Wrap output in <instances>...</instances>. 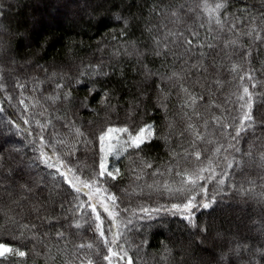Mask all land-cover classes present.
Listing matches in <instances>:
<instances>
[{"label": "trees", "instance_id": "16d2710c", "mask_svg": "<svg viewBox=\"0 0 264 264\" xmlns=\"http://www.w3.org/2000/svg\"><path fill=\"white\" fill-rule=\"evenodd\" d=\"M233 63L239 71H231ZM244 87L253 94L254 119L232 139L247 110L240 107L247 97L237 99ZM0 109V243L27 253L0 264H87L89 257L107 264L96 254L107 248L95 224L85 223V210L74 214L76 193L58 186L39 157L52 153L47 142L63 140L76 150L69 157L56 144L64 161L91 166L101 132L145 125L152 138L110 155L121 175L102 185L119 209L137 210L116 220L134 264H264V0H0ZM209 157L216 177L200 181L207 197L199 187L193 194L197 201L215 197L214 205L193 209L192 223L183 212L164 211L184 202L164 185L179 187L175 172L204 167ZM50 162L59 167L55 156ZM87 192L76 203L87 201ZM141 207L162 210L138 219ZM128 218L130 231L122 223ZM116 231H106L109 240Z\"/></svg>", "mask_w": 264, "mask_h": 264}, {"label": "snow or ice", "instance_id": "6c2138e0", "mask_svg": "<svg viewBox=\"0 0 264 264\" xmlns=\"http://www.w3.org/2000/svg\"><path fill=\"white\" fill-rule=\"evenodd\" d=\"M224 5L223 3H216L215 9H220ZM175 15V13H173ZM219 23V21H217ZM260 37L257 36V39ZM189 45L192 44V41H187ZM229 44H234L235 41H229ZM228 44L225 45L227 47ZM209 47H213V45H209ZM247 55H250V53H246L245 57ZM240 70V65L233 63L231 67L232 72H237ZM174 76L177 74H173ZM247 79L249 81L253 80V76L251 73L246 74ZM241 80L245 79V76L239 77ZM215 83L219 84L220 81L217 80ZM20 87H23V85H20ZM64 85L57 84V88L61 89ZM181 89L185 92L188 91V89L181 84ZM252 88L256 87L255 83H252ZM70 96V93L64 94L63 96L57 95L55 98L49 97V99H68ZM245 97H247V100L245 104L240 105L241 108H246L247 110L244 111L243 116L240 118L239 124L235 128V135L232 136V139H236L240 136L242 131H245L246 128L252 127V121L253 116L251 114V108H252V102H253V94L249 91L248 87L243 88V94L238 96V100H245ZM203 99V97H201ZM194 102V101H193ZM21 104H23V100H21ZM2 111V109H0ZM199 116V114H196ZM235 119V117H233ZM220 118L215 117L214 122L219 124ZM248 122V123H246ZM25 123H28V121H25ZM39 123V122H38ZM207 124V122H205ZM65 127H68V125H64ZM232 125H229L225 123L223 125V128L231 127ZM42 128H45V125H41ZM189 128L192 127L191 124L188 125ZM76 136L83 137V133L80 132L79 129H75ZM115 133L123 134V137L120 135H113ZM153 136L152 126L151 125H145L139 128V130H133L129 127H119V128H113L109 127L106 131L101 132L100 136L98 137V152L99 157L98 160L93 161V165H77L73 166L69 161H64L63 155L61 154L60 150L56 148V144L63 145L64 148H67L68 151L65 153L69 157H73L76 155V150L74 146H69L64 143L63 140H57L55 144L51 142H47V147H50L53 149L52 153H45L43 150H41V156L39 157L41 162L44 163L49 169H54V179L56 180V184L60 187H63V185H67L69 188H71L75 193L76 196L73 197L72 202V209L75 210L74 214L79 215L81 210H85V214L87 216V219L85 220V223L89 224V227L92 226V224H95V228L93 229L95 232L98 233L100 241L103 243V245L107 248V254H103L102 252L98 251L97 255H103V260L107 262V264H113V259L116 258L118 261L123 262V264H134L133 257L129 255L128 251L125 249L124 244L120 243V241L124 238L125 233L119 231V225L117 224L116 220L117 217L120 215V212H128L131 211L132 215L137 214V210H129L127 208L125 209H119V205L117 204V197L109 192L107 187H102V185L107 184L108 180L115 181L120 175V169L111 167L108 162V157L115 152H121L127 151L129 148L139 150L142 148V145H144L149 139H151ZM199 139H202V136H198ZM108 141V144L106 146L105 141ZM115 141V143H113ZM79 142V141H78ZM84 143H90V141H83ZM40 143L41 145H45L46 141L43 136L40 137ZM211 143V141H210ZM119 145V148L116 147V145ZM230 147H234L233 145H229ZM239 151V149H236ZM215 152H219L220 148H215ZM179 155V153L177 154ZM195 159L196 161L201 160V153L195 152ZM251 155V153H249ZM53 156L56 157L57 162L59 163V167L56 163H51ZM175 159V157H173ZM261 160H264V154L261 155ZM212 160L209 157L208 158V165L204 167L197 166V169L194 171H189L187 169H184L182 171H176L175 175L180 176L181 179L179 181V187L173 189L168 185H164L165 189L171 193L177 196L178 198L183 197L184 202L183 203H174L171 205L170 209H163L164 211H171L173 214H176L178 212H183L186 215H184V219L187 220L189 223H192V210L203 208V209H209L211 208L215 203V197H211L210 199H202L197 201V196L193 193H195L196 189L199 187L200 192H202L205 197H207V188L204 185L200 184V181L203 180H211L215 179L216 177V171L215 168L211 166ZM179 162H177V167L179 168ZM219 165H217L218 167ZM229 168H231L233 165L229 163L227 165ZM146 167H152L151 164H146ZM169 172L173 171L171 168L168 169ZM211 173L209 176L203 175V173ZM227 173H224L226 175ZM152 175H156L155 172L152 173ZM160 175H163V173H160ZM137 179H140L139 176L136 177ZM219 185L224 184V180L221 178L217 181ZM149 188H152V185H148ZM84 189H88V192L85 193L88 195V200L83 201L80 203H76V201L79 200V196L82 192H84ZM94 189V191H93ZM243 191V189H242ZM103 193V195H102ZM63 207V205H62ZM99 209V210H98ZM162 210V208H155V209H148L146 207H141L138 209L140 213L143 215L138 216V219H150L152 216V213H158ZM3 209H0V212H2ZM39 211V209H37ZM106 214V217L102 219V215ZM12 223H16V220L14 217H9ZM105 219L112 221L110 225H105ZM124 223L125 228H128L129 225L132 224V220L128 218L126 221H122ZM75 227L79 228L81 225L79 223H76L74 225ZM23 228H35L36 225H28L24 224L22 225ZM117 229L116 233L114 234L113 238L111 240L108 239L106 235V231L108 233H112L113 229ZM130 231L131 229L128 228ZM59 237H63V233H58ZM126 243V241H125ZM115 246V247H113ZM80 249H93L94 244L93 243H81L77 245ZM98 247V246H96ZM9 255H14L20 258H23L27 255L25 251L11 248L3 243H0V258H7ZM82 264H83V259ZM87 264H94V261L92 258H87Z\"/></svg>", "mask_w": 264, "mask_h": 264}, {"label": "rangeland", "instance_id": "374dc122", "mask_svg": "<svg viewBox=\"0 0 264 264\" xmlns=\"http://www.w3.org/2000/svg\"><path fill=\"white\" fill-rule=\"evenodd\" d=\"M107 140V139H106ZM107 143H108V141H107ZM84 190H86V189H84ZM88 190V189H87ZM99 210V209H98ZM106 217V214H103L102 215V219H104ZM112 223V221H110V220H107V219H105V224H107V225H110ZM118 225H119V223H118ZM133 226V225H132ZM120 229V228H119ZM113 230H116L115 228L113 229Z\"/></svg>", "mask_w": 264, "mask_h": 264}]
</instances>
